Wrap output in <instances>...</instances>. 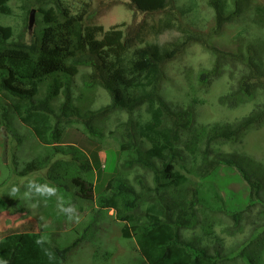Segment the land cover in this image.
<instances>
[{"label": "trees", "instance_id": "1", "mask_svg": "<svg viewBox=\"0 0 264 264\" xmlns=\"http://www.w3.org/2000/svg\"><path fill=\"white\" fill-rule=\"evenodd\" d=\"M8 1L0 0V14L11 13ZM54 1L48 0V3L61 5L60 0ZM172 1L129 0L131 7L143 17L134 15L130 22L113 25L104 31L101 26L89 23L109 10L110 0H99L93 10H89V4L85 2L76 13L63 7L58 14L54 12V6L46 7L45 0H34L32 6L42 14L45 26L29 42L20 34L12 38V27L0 23V126L6 134L11 132V110L40 143L51 145L52 153L72 154L71 159L57 161L50 167V172H56L60 182L74 161L82 160L79 169L87 170L90 165L85 151L59 140L66 125L80 122L87 130L85 133L95 136L101 133L99 125L105 117L115 111L125 113L127 117L118 128L117 140L122 153L119 173L107 181L104 191L94 197L91 180L79 175L71 176L69 185L64 183V186L76 188V196L98 208L112 210L114 218L123 223L122 235L133 240L142 264H223L232 258L241 259L244 264H264V223L259 228L255 226L251 236L237 248L221 254L216 249L211 251L208 245H197L182 238L180 229L200 224L204 235L216 241L218 236L213 225L222 223L217 212L226 215L230 211L220 204L207 205L204 208L208 212L204 210L196 215L193 209L197 201L195 189L191 195H167L176 183L185 180L174 170V162L181 155L176 147L181 134H188L185 148L194 159L200 151L203 152L198 156L203 162L209 144L234 141L250 127L259 126L264 121V109L254 110L233 122L214 123L215 128L204 138L203 127L198 130L192 126L189 109H175L160 92L165 63L196 42L210 48L218 59L211 69L198 72L197 81L207 84L222 73L221 65L242 61L248 68L230 73V86L218 101L228 108L249 101L258 91L264 93V42L260 41L258 46L247 44L246 53L212 46L203 34L177 23L178 17L169 7ZM230 1L233 10H227L224 0H208L214 10L213 33H218L246 3V0ZM102 6L103 11L99 10ZM30 8H26V13ZM255 9L264 16V3L257 4ZM26 19L27 16L25 23ZM167 31L177 34L157 41L158 36ZM78 75L80 83L75 80ZM74 86L80 88L77 96L80 103L72 98ZM98 87L109 94L110 101L95 109L91 108L93 99L89 96ZM60 95L61 101L57 104L54 101ZM142 107L148 114V119L143 122L134 118ZM198 138L201 139L200 145L203 144L201 150L195 141ZM142 139L149 143L144 151L139 147ZM241 160L221 157L214 166H205L202 171L194 170V173L206 177L221 164L232 167L247 184L248 204L264 205L258 196L263 184L252 177ZM41 163L39 159L30 160L19 174L38 169ZM137 167L152 172L151 193H145L149 185L142 179L133 184L128 180V172ZM239 214V211L230 212L234 221L238 220ZM80 239L61 246L38 232L10 233L0 239V264H65L67 255Z\"/></svg>", "mask_w": 264, "mask_h": 264}, {"label": "rangeland", "instance_id": "2", "mask_svg": "<svg viewBox=\"0 0 264 264\" xmlns=\"http://www.w3.org/2000/svg\"><path fill=\"white\" fill-rule=\"evenodd\" d=\"M33 1L9 0L11 13L0 14V23L12 27V38L15 39L20 34L26 42H29L31 37L45 26L42 14L32 6ZM45 1L47 4L48 0ZM224 1L228 5L227 10L234 9L230 0ZM28 2L29 4H26ZM60 2L59 7L52 2L46 7L54 6V12L57 14L63 7L70 13H76L85 2H88L89 10H93L99 0H60ZM110 2L112 5L109 10L95 17L89 24L99 25L105 31L113 25L130 22L134 15L136 18L143 17L142 13L131 7L129 0H110ZM259 3H264V0H246L242 11L224 24L218 33H213L211 30L214 25V10L208 0H173L169 7L178 17L177 23L203 34L208 38L207 42L210 45L225 51L246 53L247 44L258 46L260 41L264 42V16L255 9ZM27 7L34 8V21L30 28L28 15L31 8L26 13ZM99 10L103 11L104 7ZM25 16H27L26 23ZM176 34L175 31H167L159 35L157 41L161 42ZM217 61V54L210 48L196 42L191 43L181 54L165 63V78L160 86L161 94L175 109H189L188 111L192 113V126L199 128L198 130L203 127L204 138L215 128L214 123L233 122L254 110L264 109L263 91H258L255 98L233 108H228L218 101L219 96L230 86V73L233 70L241 71L243 68H248L242 61H237L234 65H221L222 73L207 84H200L197 81L198 72L211 69ZM79 77L76 76V83L81 82ZM79 93L80 88L74 86L72 98L80 103L81 100L77 98ZM89 98L93 99L91 108L95 109L106 106L110 101L109 94L100 87L93 90ZM60 101L61 95L54 102L58 104ZM9 112L11 132L6 134L0 126V239L15 232H38L44 238L65 246L80 237L78 244L67 255L65 264H142L143 260L133 240L122 235L123 223L114 218L113 211L98 208L88 200L76 196V188L70 186L68 189L64 186V183L69 185L71 176L79 175L91 180L94 197L104 191L107 181L119 173L122 153L117 140L118 128L126 119V114L115 111L105 117L102 124L98 120L101 133L95 136L85 133L87 130L80 122L66 125L61 131L59 140L74 144L85 151L90 165L87 170L79 169L82 160L74 161L69 165L68 173L62 176L64 179H60L59 182L57 173L50 172V167L57 161L71 159L72 154L52 153L51 145L40 143L31 129L20 122L11 110ZM134 118L141 122L148 119L144 107L135 113ZM187 137L188 134L183 133L181 139L176 142L181 155L174 162V170L183 175L185 180L181 179L176 183L169 190L170 195H167L169 197L175 193L191 195V191L195 189L197 201L193 209L196 215L204 210L208 212L204 206L217 204L230 212H240L237 221H234L230 212L226 215L225 212H217L218 217L222 218V223L213 225L214 232L220 238L217 237L216 241L211 239V236L209 238L204 235L200 224L193 228L180 229L182 238L194 241L197 245H208L211 251L216 249L221 254H225L237 248L241 242H245L255 226L259 228L263 225L264 205L248 204L247 184L236 169L221 164L216 169L214 167L211 174L206 177L199 176L194 170L202 171L205 166H214L221 157L242 159L244 167L250 171L252 177L263 184L258 196L264 203V121L259 126L250 127L234 141L209 144L203 162L201 157H198L203 152L200 151L194 159L185 148ZM91 138L95 143L94 146H91L93 144ZM199 138L195 141L201 150L203 144L200 145ZM148 146V141L142 139L139 145L141 151ZM33 159L42 162L39 168L20 175L19 171ZM127 176L132 184L135 180L142 179L149 185L145 193L152 192L153 175L150 170L143 171L137 167L130 170ZM14 189L16 191H13ZM200 221L198 223H202ZM245 247L244 245V249ZM245 251L247 252V249ZM248 251L250 252L251 249ZM223 264H244V262L232 258Z\"/></svg>", "mask_w": 264, "mask_h": 264}, {"label": "water", "instance_id": "3", "mask_svg": "<svg viewBox=\"0 0 264 264\" xmlns=\"http://www.w3.org/2000/svg\"><path fill=\"white\" fill-rule=\"evenodd\" d=\"M33 21H34V9H31L29 11V16H28V27L29 28L32 26Z\"/></svg>", "mask_w": 264, "mask_h": 264}, {"label": "clouds", "instance_id": "4", "mask_svg": "<svg viewBox=\"0 0 264 264\" xmlns=\"http://www.w3.org/2000/svg\"><path fill=\"white\" fill-rule=\"evenodd\" d=\"M32 9H34V8H32ZM31 10V9H30ZM29 16V15H28ZM13 191H16L15 189L13 190Z\"/></svg>", "mask_w": 264, "mask_h": 264}]
</instances>
